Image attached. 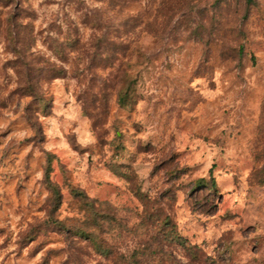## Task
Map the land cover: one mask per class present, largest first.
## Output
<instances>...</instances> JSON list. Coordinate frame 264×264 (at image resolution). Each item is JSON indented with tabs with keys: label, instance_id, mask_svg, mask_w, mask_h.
<instances>
[{
	"label": "rangeland",
	"instance_id": "374dc122",
	"mask_svg": "<svg viewBox=\"0 0 264 264\" xmlns=\"http://www.w3.org/2000/svg\"><path fill=\"white\" fill-rule=\"evenodd\" d=\"M0 264H264V0H0Z\"/></svg>",
	"mask_w": 264,
	"mask_h": 264
},
{
	"label": "trees",
	"instance_id": "16d2710c",
	"mask_svg": "<svg viewBox=\"0 0 264 264\" xmlns=\"http://www.w3.org/2000/svg\"><path fill=\"white\" fill-rule=\"evenodd\" d=\"M128 96H129V93L127 91L121 93L119 95V102L122 104V105H125L128 101ZM52 191L55 195H57L59 192L57 191V188L55 186H52ZM74 193L76 196H79L81 199L84 198V197H87L81 190H78V189H75L74 190ZM86 204L87 205H90L91 208H93L90 204V202L86 201ZM92 204H95V201L92 202ZM103 204V203H102ZM166 223V222H165ZM68 230H70L69 228H67ZM75 230H73L74 233H76L77 235L79 236H83V237H89L91 238V232H89L88 230L82 228V227H75L74 228Z\"/></svg>",
	"mask_w": 264,
	"mask_h": 264
}]
</instances>
